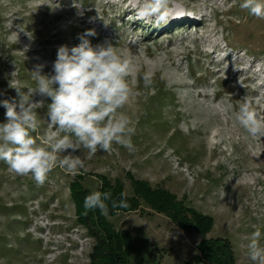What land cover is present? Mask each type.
<instances>
[{
  "label": "rangeland",
  "instance_id": "rangeland-1",
  "mask_svg": "<svg viewBox=\"0 0 264 264\" xmlns=\"http://www.w3.org/2000/svg\"><path fill=\"white\" fill-rule=\"evenodd\" d=\"M241 2L170 0L181 13L172 9L174 18L157 27L129 12L138 0H0V76L6 77L0 93L9 84L33 88L26 76L33 79L34 67L44 64L43 73L52 74L59 47L78 45L89 29L96 33L88 37L92 46L107 40L133 58L129 79L136 81L122 110L136 127L134 151L114 144L88 159L87 150H78L72 154L85 167L72 174L57 166L43 185L0 166V206L22 203L0 207V264H89L98 240L92 233H104L97 218L91 226L77 220L68 183L80 179L96 191L103 177L120 181L127 195L134 193L131 178L166 188L187 219H194L189 208L211 219L202 235L142 198L136 209L104 216L131 235L127 264H181L209 237L227 238L236 263L253 264L247 245L254 231L264 245V138L249 136L226 108L247 95L264 117V19ZM223 49L227 56L217 63ZM20 61L23 77L16 73ZM145 72L153 75L151 87L144 86ZM31 99L43 102L33 135L44 142L55 132L47 118L51 100Z\"/></svg>",
  "mask_w": 264,
  "mask_h": 264
},
{
  "label": "clouds",
  "instance_id": "clouds-1",
  "mask_svg": "<svg viewBox=\"0 0 264 264\" xmlns=\"http://www.w3.org/2000/svg\"><path fill=\"white\" fill-rule=\"evenodd\" d=\"M242 10L256 18L264 19V0H242ZM136 19L159 27L173 19L170 0H138ZM89 29L78 36L79 44L69 48L59 47L52 74H44V64H37L30 72L36 87L27 92L13 87L17 100L0 101L6 109V122L0 124V161L17 176H31L37 185H43L55 167L76 174L85 167L78 150H87L90 159L97 152H110L113 145L134 151L132 137L136 127L128 114L122 111L135 94L129 77L134 69L132 57H124L110 41L92 46L88 37L95 36ZM144 86L151 87L153 75L145 72ZM33 94L48 97L49 126L55 129L44 142L33 133L39 128L37 109L42 101H33ZM252 97L244 96L233 109L229 104L226 113L253 138H264V117H261ZM67 153V154H65ZM109 202L113 210L127 208V194L114 200L110 191H93L84 199L85 215L98 209L109 215ZM262 233L251 234L247 254L253 264H264Z\"/></svg>",
  "mask_w": 264,
  "mask_h": 264
},
{
  "label": "trees",
  "instance_id": "trees-1",
  "mask_svg": "<svg viewBox=\"0 0 264 264\" xmlns=\"http://www.w3.org/2000/svg\"><path fill=\"white\" fill-rule=\"evenodd\" d=\"M16 73L20 77H23L26 72H24L25 63L22 61L17 62ZM0 67V72H1ZM5 76H0V84L5 85ZM27 82L31 87H36V82L32 78L26 76ZM32 79V80H31ZM20 86L24 88L25 86L21 85H11L5 87L4 90H1L0 99L1 100H13L14 98H19L16 94V91L13 87ZM6 109L0 106V118H4ZM1 118V119H2ZM35 134V133H33ZM40 141L39 138H36ZM6 164H1V167H4ZM134 193L132 195H127V208H121L113 210L111 208V202H109V214H113L117 210H132L136 209L139 204V199H144L148 204L152 206L157 211H161L164 214L169 215L177 223L185 224L187 227H193L194 229L205 234L209 231V226L211 224V219L209 216H205L198 212L195 209L189 208L193 220L187 219L184 215L182 204L175 199V197L166 189L160 187H152L148 182L143 181L142 179L131 178ZM122 183L119 181L115 184H112L110 180L103 177V183L98 191H110L114 200H119L122 191ZM69 195L74 202L75 214L77 220L86 226H91L94 219L99 220L101 229L104 234L98 235L97 231L93 232L92 235L97 237V243L93 246L92 251L90 252V263L89 264H101L103 261L114 262L116 264H127L131 253V235L128 231L122 229H115L110 223L106 222L104 215L100 213L98 209L89 210L87 215H85L84 209V199L87 195L93 192L89 186L81 182L80 179H73L68 183ZM96 190V191H97ZM23 196H19L22 198ZM11 205V204H10ZM12 204L8 206L4 201L1 206L4 207H17L21 206ZM0 206V207H1ZM184 214H183V213ZM98 235V236H97ZM198 252L193 254L190 258L183 261L181 264H237L234 250L230 245V241L227 238L219 237H209L202 239L198 245Z\"/></svg>",
  "mask_w": 264,
  "mask_h": 264
},
{
  "label": "bare ground",
  "instance_id": "bare-ground-1",
  "mask_svg": "<svg viewBox=\"0 0 264 264\" xmlns=\"http://www.w3.org/2000/svg\"><path fill=\"white\" fill-rule=\"evenodd\" d=\"M131 6H132V5H131ZM135 9H136V8L133 7V8H130V9H128V10H129V12H130V11L135 10ZM172 9H173L177 14H178V13H181V10H180L178 7H176V6H175V8H172ZM173 10H172V11H173ZM127 14H130V13H127ZM172 15H173V13H172ZM173 17H174V16H173ZM175 17H176V16H175ZM219 51H220V53H221V57H225V56H227V55H226L227 53H225V50H224V49H223V50H219ZM212 52H214V50H212L210 53H212ZM229 57H232V53L230 54Z\"/></svg>",
  "mask_w": 264,
  "mask_h": 264
}]
</instances>
